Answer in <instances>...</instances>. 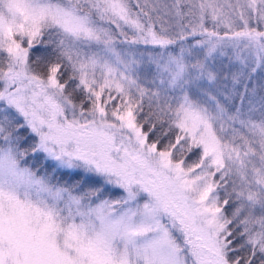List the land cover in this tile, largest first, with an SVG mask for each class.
<instances>
[{
    "label": "snow or ice",
    "instance_id": "1",
    "mask_svg": "<svg viewBox=\"0 0 264 264\" xmlns=\"http://www.w3.org/2000/svg\"><path fill=\"white\" fill-rule=\"evenodd\" d=\"M0 264H264V0H0Z\"/></svg>",
    "mask_w": 264,
    "mask_h": 264
},
{
    "label": "rangeland",
    "instance_id": "2",
    "mask_svg": "<svg viewBox=\"0 0 264 264\" xmlns=\"http://www.w3.org/2000/svg\"><path fill=\"white\" fill-rule=\"evenodd\" d=\"M237 103H239V101H237Z\"/></svg>",
    "mask_w": 264,
    "mask_h": 264
}]
</instances>
